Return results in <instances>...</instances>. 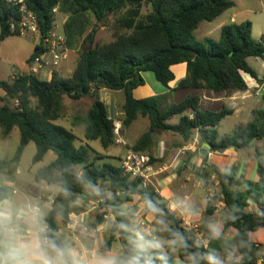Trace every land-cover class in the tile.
Returning a JSON list of instances; mask_svg holds the SVG:
<instances>
[{
  "label": "trees",
  "instance_id": "obj_1",
  "mask_svg": "<svg viewBox=\"0 0 264 264\" xmlns=\"http://www.w3.org/2000/svg\"><path fill=\"white\" fill-rule=\"evenodd\" d=\"M144 1L26 0L42 35L55 26L54 9L59 8L60 12L68 15L64 25L67 46L77 50L80 58L68 77L53 71L51 81H46L32 72H23L13 79L0 80V90L3 91V94L0 93L2 134L8 137L15 127L20 132L17 151L12 158L0 160V170L4 165L17 164L27 145L34 142L37 147L34 163L42 161L50 151L56 155L51 164L37 171L35 181L58 185L62 175H65V166L73 165L77 169L85 168L93 177H102V187L107 191L126 193L123 199L117 195L114 201L98 197L100 201L91 229L96 230L107 221L108 215L113 214L114 204L133 202L134 196L139 195L141 201L143 197L152 199L161 209V216L169 228L184 234L189 244H203L205 242L198 239L193 231L185 229L155 188L145 186L139 176L125 174L121 164L105 160L113 157L102 155L89 144V141H99L104 149H108L116 143V123L96 93L102 88L124 91V129L139 117L149 119V130L140 135L130 149L149 155L151 162L155 133L158 131L175 132L185 141L198 132L200 140L208 143L212 152L224 151L231 146L236 150L249 148L255 139L264 138V108L254 110L253 119L247 124H241L232 133L220 137L218 126L233 110H203L200 98L190 95L166 108L159 96L136 99L133 90L145 84L142 72H153L168 87L175 78L171 67L186 63L187 75L178 88H211L216 93L227 94L245 91L248 84L244 74L262 80L248 59H264V36L260 40L255 39L252 23L246 20L223 26L219 40L211 37L198 40L195 32L199 25L232 8L234 2L231 0H150V11L143 16ZM20 17L16 7L0 0V44L10 36L20 35L12 30L11 24V19L17 24ZM111 19L114 20V39L108 44H100L95 37ZM40 51L41 47L37 44L29 62ZM87 93H91L92 105L85 115L74 117V125H85L84 140H81L56 121L61 117L66 96L78 101ZM15 101H18L17 105H10ZM176 115L180 116L178 124H168L167 121ZM77 140L81 142L80 147L75 145ZM193 156L186 157V164L178 170L179 173ZM255 158L259 180L264 184V151L256 149ZM198 174L204 184L213 176L218 180L219 195L225 203L224 231L229 228L235 230L232 237L224 236L227 246L235 248L239 264H258L263 246L250 240L249 234L264 229V193L255 188L254 181L237 179L207 161H204ZM70 187L73 195L65 198L58 193L45 218L50 228L61 236L58 219L61 218L64 225L70 224L74 201L82 195L78 186L70 183ZM10 193L9 187L0 185V201L9 198ZM252 202L257 205L253 212L249 210ZM213 206L210 202L206 205V216L214 214ZM120 219L117 217V220ZM207 224V220L202 224L203 238L210 247L221 248V241H208ZM117 238L122 247L120 252H125V234L114 226L110 228L109 237L101 250L112 249Z\"/></svg>",
  "mask_w": 264,
  "mask_h": 264
},
{
  "label": "crops",
  "instance_id": "obj_2",
  "mask_svg": "<svg viewBox=\"0 0 264 264\" xmlns=\"http://www.w3.org/2000/svg\"><path fill=\"white\" fill-rule=\"evenodd\" d=\"M231 1L234 2V6L232 8H235L236 11L229 13V10L231 9L230 8L229 10L225 11L221 16L216 17L214 20L210 21V25L208 27H205L203 30V33L205 35L204 39L207 37H211L216 40H219L223 26L233 22L238 23L246 21L245 19L238 20V17L246 15L245 17H249L247 20L252 23L253 37L257 40H260L262 36H264V0ZM56 15H59V22H61L64 28L68 15L60 12L59 10H57L55 16ZM203 22L199 25L198 29L201 28ZM56 24L57 23L55 21V25ZM56 26L57 28H59L58 25ZM198 29L196 31H198ZM215 33H219L218 37L214 36ZM27 37H29V39L35 44V47L37 44H39L40 38L38 36ZM2 47L3 44L1 43L0 50L2 49ZM252 58L253 57H250L248 59V62L250 66L258 73L259 77L262 78V80L258 81L252 78L250 75L244 74L243 77L248 84V88L245 91H235L227 94L225 92L216 93L211 88H178L177 86H179L180 81L186 78L187 75L186 63H179L171 67L175 78L168 85V87L162 82H160L153 72H142L145 84L136 87L133 90V96L136 99H146L152 96H159L161 98L162 106L166 108L174 104L180 103L189 95L198 96L200 98L201 109L203 110L221 111L224 108L231 109L233 110L232 113L226 116L218 126V131L220 133L221 125L225 122L229 123V133H226L224 135L220 133L219 135L220 137H224L232 133L234 129L239 125L247 124L248 122H250L253 119L252 112L254 110L264 108V59L260 57L262 59V64L259 66H254L251 63ZM28 64L29 70L26 72L21 71L20 73L32 72L33 62L28 61ZM40 71L44 72V77L38 78L46 81H51L53 70L42 69ZM40 71L35 75L38 76L39 73H41ZM56 71L60 72V74L62 73L60 68ZM70 71L71 72L66 75V77L71 76V74L74 72L73 70ZM16 75L18 74L13 75L10 79H13ZM96 94L97 97L106 104V108L110 118L113 119L115 123L122 124V119L124 117L123 107L126 101L124 91L102 88L97 91ZM232 117L236 118L234 119V122ZM139 119L140 117L135 120L133 124L139 121ZM179 120L180 116L176 115L170 118L167 123L171 125H176L178 124ZM132 125L129 128L124 129L123 131L124 138L128 139L130 147L135 144L140 135H142L144 132H147H141L140 135L132 138V134H130L129 132L131 130ZM198 134L199 133L196 132L190 140L188 139L187 141H185L175 132H157L156 146L154 150H157V157L162 158V156H166L167 161L161 162L154 167L150 165L149 171H151V173H148V184H145V186L149 185L155 188L156 191L161 194L163 199L166 202H169L170 204L177 200H185L193 208L194 206H197V210L199 211L200 215L198 217H191L190 219L186 217L191 222H200L201 224H203V222L207 220L208 223L210 221H217L223 223L225 206H220L218 211H214V214L211 217L206 216L205 209L207 203L206 201L202 200L200 196L204 188L200 190L197 189L190 191V183H187L185 181V175H183L182 177L179 175L178 170L186 164V157L194 155L191 158L189 164H187L186 169H188V173L190 176L193 175L195 178H197L198 186L203 184V181L200 180L198 176V172L200 168L203 167L204 161H207L208 164L216 165L222 171L234 175L237 179L254 181L255 188L258 189V191L264 193V184H262L259 180V175L257 172V161L255 158L256 149L264 151V138L261 140L255 139L251 147L246 149L236 150L235 147L231 146L224 151L212 152L209 144L206 142H202ZM78 138L84 140V138ZM90 142L91 141H89V144ZM110 148L103 149L105 151H108ZM127 150L129 151L130 148H128ZM98 152L106 157H116L114 154H109L101 151ZM119 157L123 159L125 156ZM105 160L109 161V158H106ZM16 165L17 164L4 165L0 170V185L9 187L11 191L9 198L4 200L3 202H5L6 206H11L13 209H21L26 207L27 205L38 207L41 213L46 218V215L50 211L52 207V202L58 195V192L51 193L47 196L43 193V187L46 191H48L47 188H50V186L54 184H47L45 181H34L26 183L23 186V189L18 190L16 188L18 181L17 175L21 174V170L16 167ZM212 178H214V176ZM187 180L191 181V178L188 177ZM179 196L180 199H177V197ZM79 199L80 203H75L72 207V213L70 215V224L63 226V222L60 225L58 224L59 222L57 223V225L59 226V232L64 237L66 236L64 234V230H66L67 237L65 238L67 239L74 240L77 236L76 233L71 230V224L74 219L75 222L79 221L83 223L85 221H88L86 220L88 219V213L93 216V213L97 209L100 201L98 197H88L84 195H81ZM136 202H138V206L140 207L142 201L139 195H135L134 201L129 203L134 204ZM256 209L257 205L252 202L249 207V210L253 212L256 211ZM108 223L109 221L107 219V221L103 225L99 226L95 231V239L93 243H95L98 247L102 246L109 237L107 233H109L110 228L106 227ZM70 230L72 232H70ZM234 233L235 230L233 228H229L224 231V236L230 238L233 236ZM252 235L255 236V238H252ZM249 238L250 240L263 246L262 256H264V229L251 232L249 234ZM113 249L115 248L112 247L111 250ZM121 250L122 247L120 245L118 246L117 252H120Z\"/></svg>",
  "mask_w": 264,
  "mask_h": 264
},
{
  "label": "clouds",
  "instance_id": "obj_3",
  "mask_svg": "<svg viewBox=\"0 0 264 264\" xmlns=\"http://www.w3.org/2000/svg\"><path fill=\"white\" fill-rule=\"evenodd\" d=\"M64 172L57 191L65 198L73 195L70 183L88 197L114 201L117 195L122 199L126 195L106 192L102 187L104 179L91 176L85 168L67 165ZM74 203H80L79 197ZM112 207L106 227L114 226L125 234L127 246L123 253L102 251L93 243L95 231H89L79 221L73 224V232L79 229V234L74 240L67 239L50 228L38 207L13 209L0 201V264H239L235 248H229L224 240L221 222L210 221L206 225L208 241L222 242L221 248H214L208 242L189 244L184 234L169 228L161 209L150 198L143 197L139 208L127 201ZM171 207L180 209L189 219L200 215L185 200H177Z\"/></svg>",
  "mask_w": 264,
  "mask_h": 264
},
{
  "label": "rangeland",
  "instance_id": "obj_4",
  "mask_svg": "<svg viewBox=\"0 0 264 264\" xmlns=\"http://www.w3.org/2000/svg\"><path fill=\"white\" fill-rule=\"evenodd\" d=\"M150 0H145L144 1V5H143V13L142 15L144 16L145 14L149 13L150 11ZM236 9L235 8H231L229 10L230 12H235ZM246 15H242L240 17H238V20H242L245 19L247 20L249 17H245ZM264 16V15H263ZM262 16V17H263ZM55 21H56V25L59 26V34H62L64 32V28L63 25L61 24V22H59V15L55 16ZM59 22V23H58ZM256 22V21H255ZM210 25V21H204L201 28L198 29V31H196V36L199 40L204 39L205 35L203 33V30L205 27H208ZM1 31V29H0ZM219 33H215L214 36L218 37ZM114 20L111 19L108 23V26L106 27H102L100 28L99 32L97 33L95 39L96 41H98V43L100 44H108L110 43L113 39H114ZM3 47L0 50V80L4 81V80H8L10 79L13 75L15 74H19L21 71H28L29 70V58L33 55L34 51H35V44L29 39V37H27V35H15V36H10L9 38H7L4 42H2ZM73 51H77V50H73V49H69V53L68 56L62 61L61 65H60V70H61V75H68L71 71L70 70H75L77 62H78V58L79 57V53L77 52H73ZM251 63L254 66H259L262 64V59L260 57H253L251 60ZM41 72V71H40ZM60 73V72H59ZM38 77L43 78L44 77V72L39 73ZM0 93L3 94V91L0 90ZM64 109L62 111L61 117L56 121L57 124H60L62 126H65L66 128L70 129V131H72L76 136L80 137V138H84V129H85V125L84 124H80V125H74V117L77 115H85L87 113V111L89 110L90 106L92 105V98L86 96L81 100L75 101L72 100V98L69 97H65L64 99ZM12 103H10V105H12ZM233 118V117H232ZM233 118V122H234ZM232 120V119H231ZM118 124V123H116ZM229 123L225 122L224 124L221 125L220 127V133L222 135L229 133ZM120 126V130L118 131L119 137L121 138L122 142L120 143H115L114 146H112L108 151H105L101 145V143L99 141H91L90 144L93 146V148H95L98 151L101 152H105V153H109V154H114L116 157L113 158H109L110 162H113L117 165L121 164V158L119 156H125L127 154V149L130 148V144L128 142L127 138H124L123 135V131L124 128L122 127V124H118V127ZM150 128V121L148 118H142L140 117L139 121H137L136 123H134L131 127V130L129 131L130 134H132V138L140 135L141 132L144 131H148ZM163 131H158V133H161ZM157 133V132H156ZM156 133H155V146H156ZM125 134V133H124ZM117 137V136H116ZM130 140V138H129ZM20 144V132L19 129L17 127H15L10 135L5 138L2 134V129L0 128V160L3 159H10L14 156L15 151H17L18 147ZM75 145L77 147H80L81 142L80 141H76ZM37 151V147L36 144L34 142H30L27 147L25 148V150L23 151L21 158L19 160V162L17 163L16 167H18L21 170V174L17 175V189L21 190L23 189V186L26 183L29 182H34V175L36 174V172L42 168V167H46L49 164H51L55 158L56 155L53 151L48 152L42 161L34 163L33 162V157L35 155ZM157 150H153L152 153V158L153 161L151 162V166L154 167L157 164L161 163V162H166V156H162V158L157 157ZM120 159V160H119ZM148 173H151V171H149ZM179 173V172H178ZM179 175L182 177L183 175H185V181L187 183H190V187L189 190H197V189H203V191L201 192L200 196L201 199L206 201V205H208V203L210 202L211 204H213L214 206L219 204V202L223 201L222 197L219 195V185H218V180L214 177V178H210L209 181L207 182V184H201L200 186L197 185V178H195L193 175H189L188 173V169H183L182 171H180ZM190 177L191 181L187 180V178ZM143 184H148L147 181H144ZM47 185V184H45ZM148 186V185H147ZM48 191H46L43 187V193L46 194L47 196L50 195L51 193H56L57 191V185H51L50 188H47ZM105 191L108 192L105 188ZM211 192L212 194H214V199L211 201L210 199H208V192ZM177 199H180V196L177 197ZM169 203V202H168ZM134 205L139 208L138 206V202L134 203ZM170 205V203H169ZM194 209L197 210V206H194ZM215 209V208H214ZM97 213V209L94 211L93 216H91L90 213H88V221L85 222H81V224L87 225L90 227L91 222L93 220V218L95 217ZM110 215H108L109 217ZM74 217V216H73ZM107 217V219H108ZM75 218V217H74ZM143 218V217H142ZM58 224L60 225L62 223L61 218L58 219ZM75 223V219L72 222V224ZM200 223V222H198ZM71 224V225H72ZM201 224V223H200ZM63 226H65L63 224ZM152 226H155V222L152 221ZM202 226V224H201ZM71 230L73 231V227H71ZM70 230V232H72ZM76 235L79 234V229H77L75 231ZM64 234L66 235L65 237H67V233L66 230H64ZM107 235L109 236V233H107ZM252 238H255V236L252 235ZM118 246H120V242L119 239H116V242L114 243L113 247L115 249H113V251H117L118 250ZM101 249V246H99ZM262 258L264 259V256H262ZM264 264V262H263Z\"/></svg>",
  "mask_w": 264,
  "mask_h": 264
},
{
  "label": "built area",
  "instance_id": "obj_5",
  "mask_svg": "<svg viewBox=\"0 0 264 264\" xmlns=\"http://www.w3.org/2000/svg\"><path fill=\"white\" fill-rule=\"evenodd\" d=\"M9 5L16 7L17 11L20 13V20L16 24L13 19H11L12 30L18 31L20 35L27 36H38L40 38L39 45L41 51L31 62H33L32 73L37 74L42 69H49L56 71L60 68L62 61L68 56L69 47L67 46L65 32L59 34L58 28L55 25L54 28L42 35L39 23L36 19L35 14L28 9L26 0H4ZM58 8L53 10L54 15L57 13ZM18 101H15L13 104L17 105ZM120 126L116 124L115 136L117 143L122 142L119 137L118 131ZM150 157L147 154L141 152H135L129 150L128 154L121 160V168L125 174H132L133 176H139L142 181H147L149 179L148 171L150 170ZM208 199L211 201L214 199V194L210 191L208 192ZM174 203V202H173ZM169 205L170 210L176 214V217L181 220L182 225L185 226V229L193 231L197 238L203 242L206 240L203 238L202 226L198 222L189 221L184 215L181 214L180 209H173ZM220 206H225L224 201L219 202V204L213 206L214 211H218ZM144 218V217H143ZM84 225V224H82ZM87 226V225H84ZM145 226H148L147 223ZM73 227V224L72 226ZM89 231H96L87 226ZM264 259L261 257L258 261V264H263Z\"/></svg>",
  "mask_w": 264,
  "mask_h": 264
},
{
  "label": "water",
  "instance_id": "obj_6",
  "mask_svg": "<svg viewBox=\"0 0 264 264\" xmlns=\"http://www.w3.org/2000/svg\"><path fill=\"white\" fill-rule=\"evenodd\" d=\"M85 96L92 97L91 93H87V94H85Z\"/></svg>",
  "mask_w": 264,
  "mask_h": 264
}]
</instances>
